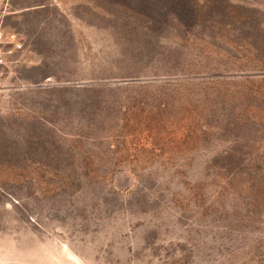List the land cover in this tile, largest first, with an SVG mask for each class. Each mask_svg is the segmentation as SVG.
Returning a JSON list of instances; mask_svg holds the SVG:
<instances>
[{"label": "rangeland", "instance_id": "374dc122", "mask_svg": "<svg viewBox=\"0 0 264 264\" xmlns=\"http://www.w3.org/2000/svg\"><path fill=\"white\" fill-rule=\"evenodd\" d=\"M0 264H264V0H8Z\"/></svg>", "mask_w": 264, "mask_h": 264}, {"label": "built area", "instance_id": "2783aa9c", "mask_svg": "<svg viewBox=\"0 0 264 264\" xmlns=\"http://www.w3.org/2000/svg\"><path fill=\"white\" fill-rule=\"evenodd\" d=\"M8 7V0H0V67L21 47L20 39L6 30L4 25V16L8 11Z\"/></svg>", "mask_w": 264, "mask_h": 264}]
</instances>
